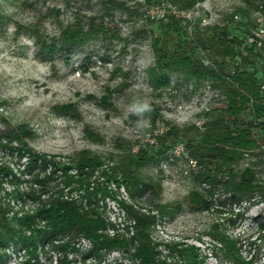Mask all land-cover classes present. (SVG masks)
<instances>
[{
	"label": "rangeland",
	"instance_id": "1",
	"mask_svg": "<svg viewBox=\"0 0 264 264\" xmlns=\"http://www.w3.org/2000/svg\"><path fill=\"white\" fill-rule=\"evenodd\" d=\"M172 6L165 0H0V134L25 126L28 146L49 162L67 164L74 179L72 160L81 151L98 154L102 161L81 189L75 186L67 191L58 165L48 163L45 170L29 172L23 167L26 158L16 155L18 143L11 141V150L0 149V163H6L22 179L15 185L7 175L0 197L8 199L5 191L13 187L26 190L32 186L40 199L58 188L79 198L86 184L89 189L105 186L135 208L154 210L155 203L168 205L166 213L156 212L151 235L169 264H180L176 252L169 248L174 242L197 246L206 257L205 264H232L218 239L220 233L237 238L242 254L252 255L254 264H264V199L236 202L219 187L208 207L192 209L188 193L201 187L192 176L198 165L183 139L169 135L164 144L157 140L174 126L181 130L191 125L202 128L204 112L225 104L221 90L208 80L195 81L169 72L168 85L152 81L153 39L160 24L174 15ZM178 9L190 17L175 15L181 19L180 36L192 40V50L205 64L209 63L207 53L197 45L196 36L206 38V26H224L229 36L239 37L243 47L259 19H264V11L245 0H200L192 8ZM75 33L86 37L77 45L69 44ZM262 46L255 47L258 54L251 57L248 68L255 70L264 93ZM137 96L147 98L152 106L150 124L143 130L136 126L137 117L126 111ZM186 130L193 136L194 130ZM139 148L151 155L139 173L153 182L154 191L144 190L131 198L102 171ZM247 164H254L257 178L264 179V153L245 155L238 166ZM41 180L44 185L39 184ZM9 199L13 207L8 215L14 210L18 214L32 211L39 204L32 197L22 202ZM98 204L120 232L126 236L132 233L131 227L124 229L123 224L130 221L116 201L107 197ZM53 244L45 239L33 255L22 243L9 240L0 246V264H60L63 251ZM72 244L77 250H66L69 264H134L120 249L102 251L100 256L90 254V243L83 237Z\"/></svg>",
	"mask_w": 264,
	"mask_h": 264
},
{
	"label": "trees",
	"instance_id": "2",
	"mask_svg": "<svg viewBox=\"0 0 264 264\" xmlns=\"http://www.w3.org/2000/svg\"><path fill=\"white\" fill-rule=\"evenodd\" d=\"M146 1L159 3L162 0ZM165 1L187 9L200 0ZM245 1L264 11V0ZM166 19V22L160 24L159 34L152 43L155 53L151 68L152 81L158 86H166L169 84V72H179L193 77L195 81H210L212 87L221 90L225 100L224 106L213 107L204 112L202 128L189 126L190 130H194L193 136L187 135L186 129L174 126L157 137L160 144H164L169 135L173 139H183L189 156L198 165L192 176L194 182L201 187L189 191L190 207H208L219 187L227 190L236 202L264 199V179L257 178L254 164L238 166L245 155L259 156L264 153V93L255 70L248 68V64L252 63L251 57L258 54L255 47H241L239 37L229 36L224 26H206L207 37L196 36L197 45L207 53L209 63L205 64L192 50V40L181 38V19L175 15ZM85 37L86 34L75 33L69 38V44L77 45ZM27 136L29 131L21 124L13 130L3 132L0 134V149L11 150L9 142L16 141V155L26 158L23 167L29 172L45 170L48 163L53 167L58 165L62 170L63 184L68 187L67 191L75 186L81 189L89 174L102 165L98 154L81 151L77 159L72 160L74 166L71 167L75 168L76 175L74 179L75 176L68 174L67 164L49 162L44 154L30 148L25 139ZM163 152L164 150L160 151ZM149 159L151 155L145 149L129 151L110 170L104 169L102 175L117 186L122 185L131 198L144 190L154 191L153 182L143 179L139 173L141 165ZM7 175L11 176L10 181L15 185L22 179L6 163L1 162L0 189ZM34 175L37 177V174ZM39 184L45 183L41 180ZM63 191V188H58L46 194L45 199L37 197L32 186L26 190L13 187L5 191L8 199L0 197V246L12 240L22 243L28 252L35 255L37 245L43 244L45 239L52 244L53 240H58L59 243L53 245L63 251L59 262L69 264L66 250L76 251L72 241L83 237L90 243V254L95 256H100L102 251L120 249L134 264H169L165 257H161L158 242L151 235L157 222L156 212L159 215L166 213L168 205L153 204L155 212L152 208H135L125 200L116 198L115 193L105 186L89 189L86 184L79 198ZM10 197L21 202L25 197L37 198L39 204L32 211L26 210L18 214L14 210L8 215L13 207ZM107 197L116 201L126 213L130 223L123 225L126 231L131 227L130 235L120 232L104 214L103 206L98 201ZM220 234L218 239L224 247L226 258L232 264H254L252 255L242 254L237 238L226 233ZM169 248L176 252L180 264H205V255L194 244L174 242Z\"/></svg>",
	"mask_w": 264,
	"mask_h": 264
},
{
	"label": "clouds",
	"instance_id": "3",
	"mask_svg": "<svg viewBox=\"0 0 264 264\" xmlns=\"http://www.w3.org/2000/svg\"><path fill=\"white\" fill-rule=\"evenodd\" d=\"M13 11L12 9L9 12ZM126 111L129 115L137 117L136 126L138 129H146L150 120L148 114L152 111L151 103L147 98H141L139 96L134 97L126 106Z\"/></svg>",
	"mask_w": 264,
	"mask_h": 264
},
{
	"label": "built area",
	"instance_id": "4",
	"mask_svg": "<svg viewBox=\"0 0 264 264\" xmlns=\"http://www.w3.org/2000/svg\"><path fill=\"white\" fill-rule=\"evenodd\" d=\"M171 9L174 15L183 16L185 18L186 17L190 18L185 13V11L176 8V6H172ZM244 43L250 46L257 47V48L264 45V19H259V24L256 30L245 38Z\"/></svg>",
	"mask_w": 264,
	"mask_h": 264
}]
</instances>
